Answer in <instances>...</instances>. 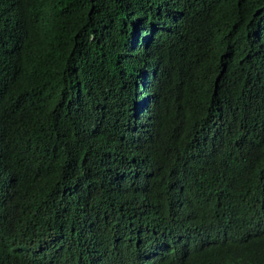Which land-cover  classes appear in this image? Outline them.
<instances>
[{
    "label": "trees",
    "instance_id": "16d2710c",
    "mask_svg": "<svg viewBox=\"0 0 264 264\" xmlns=\"http://www.w3.org/2000/svg\"><path fill=\"white\" fill-rule=\"evenodd\" d=\"M0 264H264V0H0Z\"/></svg>",
    "mask_w": 264,
    "mask_h": 264
}]
</instances>
